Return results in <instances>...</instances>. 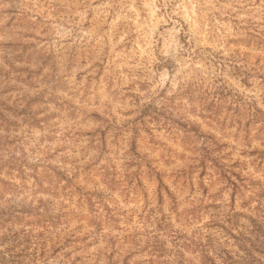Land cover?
Returning <instances> with one entry per match:
<instances>
[{"label":"rangeland","instance_id":"rangeland-1","mask_svg":"<svg viewBox=\"0 0 264 264\" xmlns=\"http://www.w3.org/2000/svg\"><path fill=\"white\" fill-rule=\"evenodd\" d=\"M6 42L47 59L28 97L54 86L34 137L71 183L48 263L176 264L178 248L199 264L205 235L234 248L220 169L262 179L264 0H0Z\"/></svg>","mask_w":264,"mask_h":264},{"label":"trees","instance_id":"trees-1","mask_svg":"<svg viewBox=\"0 0 264 264\" xmlns=\"http://www.w3.org/2000/svg\"><path fill=\"white\" fill-rule=\"evenodd\" d=\"M0 45V264H59L48 263V258H55L66 246V239L58 241L55 231L66 228L67 213L62 211L58 195L70 185L71 176L50 161L53 155L46 151L42 138L34 137L35 129L49 128L46 112L54 86L49 91L44 86L36 96L28 97L25 92L38 86L47 59L26 44ZM31 56L34 67H28ZM258 166L262 179L257 180L221 167L220 175L232 192L231 204L237 198L240 202L239 209L217 215L215 223L233 238L234 248L226 249L208 235L191 240L199 264H264V151ZM184 243L181 249L191 247ZM173 255L176 264H194L178 248Z\"/></svg>","mask_w":264,"mask_h":264}]
</instances>
